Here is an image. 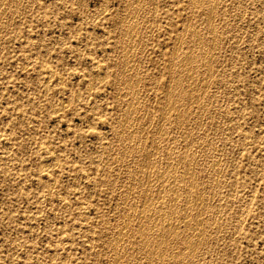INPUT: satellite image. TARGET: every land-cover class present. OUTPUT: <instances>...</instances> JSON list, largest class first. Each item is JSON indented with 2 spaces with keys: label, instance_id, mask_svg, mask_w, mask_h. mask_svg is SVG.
Here are the masks:
<instances>
[{
  "label": "rangeland",
  "instance_id": "rangeland-1",
  "mask_svg": "<svg viewBox=\"0 0 264 264\" xmlns=\"http://www.w3.org/2000/svg\"><path fill=\"white\" fill-rule=\"evenodd\" d=\"M20 1H0L2 2L0 3V28L2 27L0 30V264H48L49 262V264H111L112 262L113 264H144L145 262V264H149V262H152L151 264H153V261L156 264H170L171 262H173L171 264H212V262L213 264H264V0H222V2L220 0H105V2L104 0H32L34 1L33 3L31 0ZM132 2H134V4ZM126 3H129V5ZM214 3L215 6L217 5L216 7L213 6ZM232 3L236 8L233 7ZM7 4L9 6L6 8ZM192 7L193 9H191ZM237 8L239 9L237 10ZM102 9L106 11L102 12ZM146 9L148 10L147 12ZM211 9L212 13H210ZM202 10H205V12ZM234 10L235 12H233ZM255 10L256 12H254ZM195 11L196 13H194ZM213 11L216 12L213 13ZM3 12L5 13L2 14ZM133 12H136V14ZM217 12L219 14H217ZM241 12H243V14ZM132 13L134 15H132ZM142 13L145 14L141 15ZM190 13L192 14L191 17H189L191 15ZM208 14L213 15L208 16ZM6 15L7 17H4ZM185 16L187 17V20ZM204 16H206V18L208 17V19L211 17L214 20L212 21L210 18L209 22ZM125 18L127 19L124 20ZM194 20L197 22H194ZM214 21L216 23H214ZM212 22L214 23V26ZM184 23L187 24L186 27H184ZM194 23H197L195 25L196 28ZM228 24L232 27L228 26ZM234 27L236 29H234ZM193 28L195 29L193 30ZM125 30L127 31L126 33H124ZM129 30H133V33ZM135 30L138 32L136 33ZM150 31L152 33H148ZM196 31L199 32L197 33ZM146 33L147 35H145ZM176 33H180L179 37H181V39L177 37L178 34ZM195 33L199 34L201 37L203 34L204 36L201 39V37H199V35L197 36ZM214 33H216L217 37ZM217 33L221 34L218 35ZM183 34L185 36L182 38L180 35ZM187 34L189 36H187ZM190 34H192L191 36H194L190 37ZM129 35H131V38ZM125 36H127V39ZM206 36L208 40L206 39ZM186 37L189 42L186 41ZM128 39H130V41ZM190 40L197 46L194 44L192 46L193 42L191 43ZM125 41H127L129 46L127 44L124 45V43H126ZM135 41L139 42V45L138 43L136 44L137 47H135ZM200 41L202 42L201 44ZM213 41H215V45L213 44ZM173 42L175 44H173ZM133 44L134 46L132 47ZM175 45L176 47H178L177 45L180 46L177 48L180 49L177 51L179 54L174 53L176 52L174 51L176 50ZM183 46L185 49L181 50L184 48ZM214 46H216V48ZM186 50H189L194 54L198 61L197 62L194 59V62H191L189 65L193 68L196 66V70L194 69V72L191 70L189 74L191 76L192 73L191 77L185 73L183 64L180 63L182 57L187 53ZM220 50L222 52H219ZM207 54H209V56ZM132 55L135 56L133 57ZM173 56L176 58H172V60L176 63L170 61ZM135 57H138L136 58L137 60ZM202 58H204V60ZM139 61H141L142 64ZM178 62L179 64H177ZM123 63L124 65L126 64L125 66L123 65L124 68L122 66ZM170 63L176 65L174 66V64ZM204 63L206 65L209 63L211 67L207 68ZM24 65H27V67ZM131 65L133 66L131 67ZM168 66L172 69V73H170L171 70H169ZM171 66L174 67L172 68ZM94 67L96 68L94 69ZM130 67L132 68L131 70ZM98 68L103 72L100 73ZM142 68L144 70H142ZM37 70H39V72H37ZM126 70L127 72H130L126 73ZM133 70L134 72H132ZM135 70L137 71L135 72ZM199 70H201V72ZM35 73L40 74L36 75ZM104 73L106 77H103ZM179 73L181 75L180 77ZM184 74L186 75L184 76ZM97 75L99 76L97 77ZM126 75L132 77L129 78ZM168 75L172 76L169 77ZM177 75L178 79L176 77ZM60 76L63 77L62 80H60ZM217 76L219 78L221 77V80H219ZM125 77H127L128 80ZM136 77L139 78V82L136 80ZM172 77H174L176 83L178 81L177 88L175 87L176 83L170 81L173 80ZM41 78L43 79V82ZM187 78L189 81L186 82V80H188ZM201 78L204 79L202 80ZM123 79L126 81V85L124 84ZM191 79L194 81L192 82ZM128 82L132 83L129 84ZM166 82L167 84H171L167 85L169 92L166 89ZM203 82L204 84L206 83L205 85L207 88ZM53 83L55 85H52ZM135 83L137 86L134 85ZM50 84L51 86H49ZM185 84H187L186 87L188 86L189 88H186ZM127 87L129 89H127ZM193 87H197V89L194 88L193 90ZM138 88H140L139 91ZM190 88L192 89L189 90ZM256 88L259 94L257 93ZM44 89H47V93ZM165 89L167 91H165ZM128 90L130 92H127ZM170 92L177 94L175 96V94ZM178 92H180L181 95H179ZM189 92L191 93L190 95ZM197 92L201 93V95L199 94V98H197ZM170 95L173 97L170 98ZM177 96L178 98L183 96L182 98L180 97L183 101L174 98ZM185 96L186 98L184 99ZM190 96L192 98H190ZM116 99L118 101H116ZM192 100H196V102H193ZM166 101L169 103L167 104ZM187 101L192 104H189ZM65 102H67V104ZM61 103L64 104L62 105ZM133 103L134 105L136 104L135 107L132 105ZM65 105L67 108L64 107ZM126 105L127 107H125ZM139 105L140 107H138ZM188 105H190V107ZM57 106L59 107L58 109H63V107L64 109L57 110ZM137 107L139 110L136 109ZM187 107L188 110H186ZM180 109H182V113L178 111ZM56 110L57 112L54 113ZM201 113L204 114L203 117H201ZM125 114L130 116L127 115L128 117H125ZM198 114H201V116ZM184 115L188 116L184 119ZM91 116L93 117L92 119ZM123 117L127 120L126 122ZM140 117L141 119L139 120ZM132 118L134 119V123L131 122ZM179 119L181 121H179ZM149 121L150 123L152 122L151 125L149 124ZM159 121L160 123L162 121V123L160 124ZM218 121L219 124L217 123ZM198 122L200 123L198 124ZM170 123L172 128L170 127ZM135 124L137 127H135ZM157 124L163 126V128ZM184 125L188 126L184 129ZM192 125L194 126L193 128ZM168 126L169 129L167 128ZM203 126H206L205 129ZM189 127L191 128L189 129ZM138 130L141 131L140 135ZM188 130L191 131L188 132ZM183 131L184 133H182ZM151 132H153V136L151 135ZM4 134L7 136L5 137ZM151 136L152 138L155 137L156 140L151 139ZM179 136L181 137L180 139ZM196 136H198V139ZM129 137L130 141L128 139ZM164 137H166V139ZM174 138L178 140H175ZM171 139H173V141ZM116 140L119 142H115ZM189 141H191L190 144L195 143L190 145L188 143ZM158 142H160V144L164 143L159 145ZM242 142H244V144ZM112 143H116V145ZM131 143L133 145L135 144V147ZM140 147L141 149H139ZM222 148L223 150H221ZM132 149L134 150L132 151ZM153 149H155L157 153ZM165 149L167 152L164 151ZM204 149L208 152H205ZM49 151H51L52 154L51 152L49 153ZM161 151L162 153L164 151V154L160 153ZM122 152L125 153L122 154ZM168 152H170V155ZM180 152H183L182 155ZM191 152H194L195 154L193 153L192 155ZM152 153L156 154L153 155ZM150 154H152V156H150ZM184 154V161H180V158H182ZM187 154L189 155L187 156ZM171 155L172 157H170ZM53 156L54 158L56 157L58 161L56 158L54 159ZM117 156H119V158H117ZM178 156H180V158ZM166 157H168V160ZM52 158L53 160H51ZM44 159L49 161L45 162L47 165L43 162ZM157 159L160 166L155 165L158 164ZM164 161L165 163H163ZM53 162L57 165H52L54 164ZM197 163H199V167H197ZM221 163L223 164L221 165ZM253 163L255 164L254 166ZM43 165L48 168L43 167ZM49 165L52 166L50 167ZM163 165H165V170L167 169L166 171L164 168H162L164 171H161V166ZM131 168L132 170H130ZM171 169H173L172 171H174V174L175 172L176 174L187 172V174H185L186 179L183 180L184 183H182V186L177 187V184H174V186L177 187H175V189L178 190L175 191L178 193L172 191L174 190V186L173 183H170L171 181H168L169 183L167 182L165 186L168 193H170L168 196H171L172 193L179 195H176L178 196V198L176 197L177 199L175 198V195H172L175 198L173 209L175 208L174 210L176 212H174L175 214H172L170 219L174 223V226L175 224L177 225L175 226L174 234L188 235L190 233L189 235H194L195 237V234L198 235L199 232L203 233L202 235L199 233L200 235H198L197 242H200L199 244L196 243L199 247L194 246V249H197H192L193 253L191 249H188L187 247L185 248V246L178 244L176 241L175 243V237L172 235L171 237H168V240L165 236L164 239L166 240L159 245L160 247L158 246L159 252L154 249L155 254L152 255L148 251L149 249H144L143 246H140V239L136 236L139 234L135 231L138 229L137 225L139 224V221H136V217L138 214L140 215L143 213V208L146 207L147 209L149 207H154L153 205L155 204V201H157L154 198L155 196L163 195L161 194L163 187L158 185L156 176L158 178V176L164 172L167 174ZM208 169L210 170V173L208 172ZM148 170H151V174L155 173L151 175ZM159 170L161 173H159ZM189 171H192L193 173H190ZM144 172L146 174L145 176L143 175ZM157 172L159 175H157ZM194 173H196L195 175L197 176H194ZM147 175H149V177ZM198 176L199 178H197ZM204 177H206V179ZM143 180L145 181V185L143 184ZM208 180H210V182H208ZM151 181H153L154 184ZM50 182L54 186H52ZM192 182L196 183L195 187L197 186V194L201 202L196 206L191 200H189L187 203L189 204L188 208H191L192 210L188 209L189 211L186 213L180 212L185 208L183 207V202L185 201L186 204L188 198L192 199L190 193L192 190L190 189V186H194L190 184ZM129 187H131V192ZM204 187L208 189L203 191V189H205ZM48 188L51 189L49 190ZM182 188L185 191L184 193ZM156 190L159 193H157ZM166 190L164 194H167ZM215 191L216 193H213ZM185 193L187 196H190L186 198L187 196L184 195ZM135 194L137 197L134 196ZM221 194L222 196L220 197ZM145 195L148 196L145 198ZM58 196H60V198ZM125 196H127V198ZM117 200H119V202H117ZM199 200H197V202ZM65 202H68L70 205ZM135 202L137 203L135 204ZM202 203L206 205L204 206ZM144 204H146V206ZM128 205L129 209L128 207H125ZM210 207L213 209V211L211 210L212 212L210 211ZM140 208L141 211H139ZM68 210H71V212ZM85 210L87 214H85ZM201 210H203V212H201ZM165 211L166 210L163 208L157 211H146V213L151 214L150 218H148L149 220L146 222H151L149 224L153 225L162 221L167 216ZM129 212H132V214L129 215ZM195 214H197L198 225H195ZM125 215L126 218L124 219ZM173 215L176 216V219H174L175 217L173 218ZM179 216L181 218L183 217V220ZM236 217L239 218L236 220ZM211 218L215 221L213 222ZM85 220L87 221L85 222ZM124 220L129 223L125 225L127 222ZM201 220L204 221L202 222ZM185 222L188 223L189 230L184 228L185 226L183 223ZM207 223H209V225ZM218 225L220 228H218ZM122 226L123 228H121ZM125 226L126 228L124 229ZM120 229H124L123 231L126 230V233L124 232L125 234L123 236H118V231H120ZM198 229L200 230L197 233ZM145 236H150L149 239L153 238L152 241L155 240L154 243L159 241L156 232L155 235L150 233ZM65 237L67 238L65 239ZM68 239L70 240L67 241ZM207 248L212 252H209ZM53 251L56 254L53 253ZM161 251L164 252L162 253ZM201 251L205 254H202ZM127 253L129 254L127 255ZM159 254L163 255L161 259H158L162 256ZM174 254H176V257H174ZM156 255L158 258H156ZM62 258L65 260H62ZM113 258H117V261ZM172 258L175 259L173 260ZM200 258L201 260H199ZM204 259L206 262L202 261ZM178 260L180 262H178Z\"/></svg>",
  "mask_w": 264,
  "mask_h": 264
},
{
  "label": "bare ground",
  "instance_id": "bare-ground-1",
  "mask_svg": "<svg viewBox=\"0 0 264 264\" xmlns=\"http://www.w3.org/2000/svg\"><path fill=\"white\" fill-rule=\"evenodd\" d=\"M0 1H1V0H0ZM11 1H12V0H11ZM14 1H16V0H14ZM19 1H20V0H18V2H19ZM31 1H32V0H31ZM131 1H132V0H131ZM137 1H138V0H137ZM194 1H195V0H194ZM198 1H199V0H198ZM210 1H211V0H210ZM220 1L222 2V0H220ZM246 1H247V0H246ZM2 2H3V1H2ZM2 2H0V3H2ZM20 2H21V1H20ZM33 2H34V1H32V3H33ZM104 2H105V0H104ZM111 2H112V1H111ZM111 2H110V3H111ZM142 2H143V1H142ZM154 2H155V1H154ZM196 2H197V1H196ZM201 2H202V1H201ZM207 2H208V1H207ZM234 2H236V1H234ZM238 2H239V1H238ZM14 3H15V2H14ZM75 3H76V2H75ZM106 3H107V2H106ZM110 3H109V4H110ZM132 3L134 4V2H132ZM136 3H137V2H136ZM139 3H140V2H139ZM197 3H198V2H197ZM246 3H247V2H246ZM17 4H19V3H17ZM30 4H31V3H30ZM102 4H103V3H102ZM109 4H108V5H109ZM126 4L129 5V3H126ZM140 4H141V3H140ZM209 4H210V2H209ZM211 4H212V3H211ZM232 4H233V3H232ZM238 4H239V3H238ZM252 4H253V3H252ZM11 5H12V4H11ZM127 5H126V6H127ZM146 5H147V4H146ZM192 5H194V4H192ZM200 5H201V4H200ZM200 5H199V6H200ZM239 5H240V4H239ZM8 6H9V5L7 4L6 8H7ZM13 6H14V5H13ZM18 6H19V5H18ZM147 6H148V5H147ZM147 6H146V8H147ZM206 6H207V5H206ZM213 6H215V3H214ZM216 6H217V5H216ZM216 6H215V7H216ZM242 6H243V5H242ZM242 6H241V7H242ZM253 6H254V5H253ZM15 7H17V6H15ZM137 7H138V6H137ZM142 7H143V6H142ZM142 7H141V8H142ZM148 7H149V6H148ZM190 7H191V6H190ZM196 7H197V6H196ZM207 7H208V6H207ZM233 7L236 8V7L234 6V4H233ZM6 8H5V9H6ZM104 8H105V7H104ZM131 8H132V7H131ZM139 8H140V7H139ZM155 8H156V7H155ZM188 8H189V7H188ZM205 8H206V7H205ZM223 8H224V7H223ZM227 8H228V7H227ZM231 8H232V7H231ZM2 9H3V8H2ZM2 9H1V10H2ZM11 9H12V8H11ZM127 9H128V8H127ZM127 9H126V10H127ZM134 9H135V7H134ZM137 9H138V8H137ZM191 9H193V7H192ZM219 9H220V8H219ZM219 9H218V10H219ZM238 9H239V8H237V10H238ZM19 10H20V9H19ZM102 10H103V9H102ZM135 10H136V9H135ZM154 10H155V9H154ZM206 10H207V8H206ZM231 10H232V9H231ZM237 10H236V11H237ZM4 11H5V10H4ZM105 11H106V10H105ZM105 11L103 10L102 12H105ZM124 11H125V10H124ZM124 11H123V12H124ZM133 11H134V10H133ZM140 11H141V9H140ZM147 11H148V10L146 9V12H147ZM202 11L205 12V10H202ZM228 11H229V10H228ZM228 11H227V12H228ZM1 12H2V11H1ZM5 12H6V11H5ZM5 12H3L2 14H4ZM97 12H99V11H97ZM142 12H143V10H142ZM215 12H216V11H215ZM215 12L213 11V13H215ZM218 12H219V11H218ZM218 12H217V14H219ZM231 12H232V11H231ZM233 12H235V10H234ZM238 12H239V11H238ZM254 12H256V10H255ZM9 13H10V12H9ZM133 13L136 14V12H133ZM133 13H132V15H134ZM154 13H155V12H154ZM194 13H196V11H195ZM208 13H209V11H208ZM210 13H212V9H211V12H210ZM241 13L243 14V12H241ZM260 13H261V12H260ZM2 14H1V15H2ZM11 14H13V13H11ZM18 14H19V13H18ZM100 14H102V13H100ZM100 14H99V15H100ZM125 14H126V13H125ZM144 14H145V13H144ZM144 14L142 13L141 15H144ZM185 14H186V13H185ZM190 14H191V13H190ZM97 15H98V14H97ZM122 15H123V14H122ZM122 15H121V17H122ZM132 15H131V16H132ZM206 15H207V11H206ZM212 15H213V14H212ZM212 15L208 14V16H212ZM214 15H215V14H214ZM223 15H224V14H223ZM226 15L228 16L227 13H226ZM235 15H236V14H235ZM235 15H234V16H235ZM253 15H254V14H253ZM13 16H14V15H13ZM128 16H129V15H128ZM186 16H187V15H186ZM186 16H185V17H186ZM191 16H192V14H191L189 17H191ZM242 16H243V15H242ZM4 17H7V15L4 16ZM255 17H256V16H255ZM255 17H254V19H255ZM127 18H129V17H127ZM127 18H125L124 20H126ZM141 18H142V16H141ZM202 18H203V16H202ZM204 18H206V16H204ZM210 18H211V17H209V19H208V17H207L206 19H208L209 22H210ZM213 18H215V17H213ZM230 18H231V17H230ZM130 19H131V18H130ZM135 19H138V18H135ZM197 19H198V18H197ZM211 19H212V18H211ZM218 19H219V18H218ZM239 19H240V17H239ZM5 20H6V18H5ZM60 20H61V19H60ZM122 20H123V19H122ZM128 20H129V19H128ZM148 20H149V19H148ZM186 20H187V17H186ZM192 20H193V19H192ZM203 20H204V19H203ZM213 20H214V19H212V21H213ZM216 20H217V19H216ZM130 21H131V20H130ZM137 21H138V20H137ZM139 21H141V20H139ZM195 21H196V20H194V22H195ZM231 21H232V20H231ZM231 21H229V22H231ZM135 22H136V21H135ZM188 22H189V19H188ZM196 22H197V21H196ZM200 22H202V21H200ZM229 22H228V23H229ZM242 22H243V21H242ZM101 23H102V22H101ZM133 23H134V22H133ZM146 23H147V20H146ZM149 23H150V22H149ZM151 23H152V22H151ZM212 23H213V22H212ZM212 23H211V25H212ZM214 23H216V22L214 21ZM214 23H213V26H214ZM6 24H7V22H6ZM184 24H185V23H184ZM184 24H183V25H184ZM189 24H190V22H189ZM196 24H197V23H196ZM196 24L194 23V26H195ZM235 24H236V23H235ZM2 25H3V24H2ZM11 25H12V23H11ZM119 25H120V24H119ZM133 25H134V24H133ZM152 25H154V24H152ZM181 25H182V23H181ZM186 25H187V24H185L184 27H186ZM203 25H204V24H203ZM207 25H208V24H207ZM123 26H126V25H123ZM138 26H140V25H138ZM138 26H137V28H138ZM204 26H205V25H204ZM204 26H203V27H204ZM218 26H220V25H218ZM228 26H230V25L228 24ZM10 27H11V26H10ZM135 27H136V26H135ZM187 27H188V26H187ZM226 27H227V26H226ZM230 27H232V26H230ZM1 28H2V27H1ZM1 28H0V30H1ZM139 28H140V27H139ZM151 28H152V26H151ZM191 28H192V27H191ZM195 28H196V26H195ZM195 28H193V30H194ZM199 28H200V26H199ZM199 28H197V29H199ZM211 28H212V27H211ZM211 28H210V29H211ZM241 28H242V27H241ZM29 29H30V28H29ZM124 29H125V28H124ZM127 29H128V28H127ZM133 29H134V28H133ZM149 29H150V27H149ZM185 29H187V28H185ZM197 29H196V30H197ZM213 29H214V28H213ZM217 29H218V28H217ZM234 29H236V28L234 27ZM121 30H122V29H121ZM151 30H152V29H151ZM189 30H190V29H189ZM219 30H220V29H219ZM240 30H242V29H240ZM10 31H11V30H10ZM129 31L133 33V30H132V31L129 30ZM181 31H182V30H181ZM212 31H213V30H212ZM11 32H12V31H11ZM118 32H119V31H118ZM121 32H122V31H121ZM126 32H127V31L125 30L124 33H126ZM135 32H136V30H135ZM137 32H138V31H137ZM137 32H136V33H137ZM189 32H191V31H189ZM192 32H193V31H192ZM196 32L198 33L199 31H196ZM201 32H202V31H201ZM204 32H205V31H204ZM204 32H203V33H204ZM232 32H233V31H232ZM76 33H77V32H76ZM124 33H123V34H124ZM148 33H152V32L150 31V32H148ZM182 33H184V32H182ZM182 33H181V34H182ZM205 33H206V32H205ZM235 33H236V30H235ZM238 33H239V32H238ZM240 33H241V32H240ZM255 33H256V32H255ZM69 34H70V33H69ZM103 34H104V33H103ZM130 34H131V33H130ZM134 34H135V33H134ZM134 34H133V35H134ZM176 34H178L177 37H179V34H180V33H176ZM188 34H189V33H188ZM188 34H187V36H189ZM195 34H196V33H195ZM201 34H202V33H201ZM209 34H210V32H209ZM214 34H215V36H216V33H214ZM217 34H218V33H217ZM219 34H221V33H219ZM219 34H218V35H219ZM231 34H233V33H231ZM67 35H68V34H67ZM121 35H122V34H121ZM145 35H147V33H146ZM174 35H175V34H174ZM191 35H192V34H190V37H193V36H194V35H193V36H191ZM196 35L198 36L199 34H196ZM205 35H206V34H205ZM228 35H230V34H228ZM233 35H234V34H233ZM129 36H130V38H131V35H129ZM129 36H128V37H129ZM180 36H182V38H183V36H185V35L183 34V35H180ZM203 36H204V34H203ZM203 36H202V37H203ZM207 36H208V35H207ZM207 36H206V39H207ZM230 36H231V35H230ZM237 36H238V35H237ZM242 36H243V35H242ZM123 37H124V36H123ZM123 37H122V38H123ZM125 37H126V39H127V36H125ZM135 37H136V36H135ZM143 37H144V36H143ZM143 37H142V39H143ZM190 37H189V39H190ZM199 37H201V36L199 35ZM199 37H198V38H199ZM202 37H201V39H202ZM210 37H211V36H210ZM216 37H217V36H216ZM224 37H225V36H224ZM232 37H233V36H232ZM132 38H133V37H132ZM144 38H145V37H144ZM212 38H214V37H212ZM236 38H237V37H236ZM133 39H134V38H133ZM179 39H181V37H179ZM187 39H188V38L186 37V41H187ZM219 39H220V37H219ZM227 39H228V38H227ZM233 39H234V38H233ZM254 39H255V38H254ZM128 40L130 41V39H128ZM139 40H140V39H139ZM172 40H173V39H172ZM175 40H176V39H175ZM177 40H178V39H177ZM192 40H193V38H192ZM198 40H199V39H198ZM207 40H208V39H207ZM209 40H210V39H209ZM213 40H214V39H213ZM141 41H142V40H141ZM146 41H147V40H146ZM205 41H206V40H205ZM248 41H249V40H248ZM122 42H123V41H122ZM125 42H126V43H124V45L127 44V41H125ZM135 42H136V41H135ZM135 42H134V43H135ZM179 42H180V40H179ZM187 42H189V41H187ZM190 42H191V40H190ZM192 42H193V41H192ZM192 42H191V43H192ZM196 42H197V40H196ZM214 42H215V41H213V44L215 45L216 43H214ZM216 42H217V41H216ZM227 42H228V41H227ZM236 42H238V41H236ZM46 43H47V42H46ZM130 43H131V42H130ZM137 43H138V45H139V42L137 41V42L135 43V47H137V46H136ZM145 43H146V42H145ZM201 43H202V42L200 41V44H201ZM207 43H208V42H207ZM209 43H210V42H209ZM211 43H212V42H211ZM218 43H219V42H218ZM143 44H144V43H143ZM173 44H175V43L173 42ZM177 44H178V43H177ZM185 44H186V43H185ZM193 44H194V42L192 43V46H193ZM197 44H198V43H197ZM200 44H199V45H200ZM204 44H205V43H204ZM124 45H123V46H124ZM127 45L129 46V44H127ZM171 45H172V44H171ZM180 45H181V43H180ZM182 45H183V41H182ZM190 45H191V44H190ZM194 45H195V44H194ZM205 45H206V44H205ZM79 46H80V45H79ZM133 46H134V44L132 45V47H133ZM145 46H146V45H145ZM150 46H151V45H150ZM172 46H174V45H172ZM177 46H178V47H176V45H175L176 50H174V51H176V52L173 51L174 53H178L177 51L180 50V49H177V48H179L180 46H179V45H177ZM195 46H197V45H195ZM203 46H204V45H203ZM209 46H210V45H209ZM143 47H144V45H143ZM146 47H147V46H146ZM183 47H184V46H183ZM186 47H187V45H186ZM198 47H199V46H198ZM205 47H206V46H205ZM214 47L216 48V46H214ZM188 48H189V47H188ZM188 48H187V49H188ZM196 48H197V47H196ZM224 48H225V47H224ZM129 49H130V48H129ZM132 49H133V48H132ZM134 49H135V48H134ZM139 49H140V48H139ZM183 49H185V47L182 48L181 50H183ZM206 49H207V48H206ZM210 49H211V48H210ZM123 50H124V48H123ZM195 50H196V49H195ZM211 50H212V49H211ZM211 50H210V51H211ZM213 50H215V49H213ZM118 51H119V50H118ZM121 51H122V50H121ZM126 51H127V50H126ZM133 51H134V50H133ZM186 51H187V53L182 57V60H180L181 57L179 58V60L181 61L180 63L183 64V68H184L185 73L189 75L190 72H191V70H192L193 72L196 70V69H195L196 66L193 68V67H191V66H189V65H190L191 62H194V59L196 60L197 57H196L194 54H192L189 50H186ZM191 51H192V50H191ZM193 51H194V50H193ZM200 51H201V50H200ZM203 51H204V48H203ZM208 51H209V48H208ZM129 52H130V51H129ZM184 52H185V51H184ZM188 52H189V53H188ZM206 52H207V51H206ZM206 52H204V53H206ZM219 52H222V51L220 50ZM230 52H231V51H230ZM121 53H123V52H121ZM133 53H134V52H133ZM181 53H182V52H181ZM202 53H203V52H202ZM202 53H201V54H202ZM210 53H211V52H210ZM210 53H209V54H210ZM231 53H233V52H231ZM178 54H179V53H178ZM201 54H200V55H201ZM209 54H207V55L209 56ZM211 54H213V53H211ZM211 54H210V55H211ZM216 54H217V53H216ZM124 55H125V54H124ZM173 55H174V54H173ZM196 55H197V53H196ZM223 55H224V51H223ZM229 55H230V54H229ZM263 55H264V54H263ZM117 56H118V55H117ZM125 56H126V55H125ZM132 56H133V55H132ZM132 56H131V57H132ZM134 56H135V55H134ZM134 56H133V57H134ZM136 56H137V55H136ZM181 56H182V54H181ZM202 56H205V55H202ZM202 56H201V57H202ZM211 56H212V55H211ZM133 57H132V58H133ZM128 58H129V57H128ZM136 58H138V57H135V59H136ZM172 58H174V56L171 57V60H170L171 62L173 61ZM175 58H176V57H175ZM175 58H174V59H175ZM211 58H212V57H211ZM220 58H221V57H220ZM124 59H126V58H124ZM130 59H131V58H130ZM202 59L204 60V58H202ZM207 59H208V58H207ZM215 59H216V58H215ZM217 59H218V57H217ZM27 60H28V59H27ZM136 60H137V59H136ZM179 60H178V61H179ZM126 61H127V60H126ZM141 61H142V60H141ZM141 61H139V62H141ZM196 61H197V60H196ZM200 61H201V60H200ZM200 61H199V62H200ZM213 61H214V60H213ZM219 61H220V60H219ZM134 62H135V61H134ZM173 62H175V61H173ZM197 62H198V61H197ZM215 62H216V61H215ZM28 63H29V62H28ZM42 63H43V62H42ZM91 63H92V62H91ZM95 63H96V61H95ZM125 63H126V62H125ZM129 63H130V62H129ZM175 63H176V62H175ZM200 63H201V62H200ZM212 63H213V62H212ZM218 63H219V62H218ZM30 64H31V63H30ZM30 64H27V65H30ZM141 64H142V62H141ZM168 64H169V62H168ZM170 64H174V63H170ZM177 64H179V62H178ZM196 64H197V63H196ZM204 64H205V63H204ZM27 65H26V66L24 65V66L27 67ZM45 65H46V63H45ZM47 65H48V64H47ZM123 65H124V63L122 64V66H123ZM125 65H126V64H125ZM125 65H124V66H125ZM149 65H151V64H149ZM175 65H176V64H174V66H175ZM201 65H203V64H201ZM205 65H206V64H205ZM205 65H204V66H205ZM208 65H210V64L208 63V64L206 65L207 68L211 67V65H210V66H208ZM24 66H23V67H24ZM43 66H44V65H43ZM96 66H97V65H96ZM124 66H123V68H124ZM132 66H133V65H131V67H132ZM138 66H139V64H138ZM138 66H137V67H138ZM174 66H173V67H174ZM181 66H182V65H181ZM193 66H194V65H193ZM217 66H218V65H217ZM220 66H221V65H220ZM131 67H130V70L132 69ZM137 67H136V69H137ZM169 67H170V66H168V68H169ZM171 67H172V66H171ZM173 67H172V68H173ZM179 67H180V66H179ZM41 68H42V67H41ZM48 68H49V67H48ZM95 68H96V67H94V69H95ZM138 68H139V67H138ZM143 68H144V67H143ZM143 68H142V70H144ZM180 68H181V67H180ZM192 68H193V69H192ZM203 68H204V67H203ZM233 68H234V67H233ZM44 69H46V68H44ZM51 69H52V68H51ZM98 69H99V68H98ZM139 69H140V68H139ZM176 69H178V68H176ZM176 69H175V70H176ZM194 69H195V70H194ZM199 69H200V68H199ZM210 69H211V68H210ZM213 69H214V68H213ZM39 70H40V69H39ZM39 70H37V72H39ZM54 70H55V69H54ZM99 70H100V73L103 72L101 69H99ZM127 70H128V69H127ZM127 70H126V73L130 72V71L127 72ZM169 70H171L170 73L173 72L171 68H169ZM182 70H183V69H182ZM182 70H181V74H182ZM41 71H42V70H41ZM56 71H58V70H56ZM121 71H122V69H121ZM123 71H124V70H123ZM136 71H137V70H135V72H136ZM199 71L201 72V70H199ZM208 71H209V70H208ZM214 71H215V70H214ZM132 72H134V70H133ZM132 72H131V73H132ZM139 72H140V71H139ZM139 72H138V73H139ZM167 72H168V71H167ZM200 72H198V73H200ZM202 72H203V71H202ZM205 72H206V71H205ZM43 73H44V72H43ZM53 73H54V72H53ZM97 73H98V72H97ZM105 73H106V72H105ZM105 73H104L103 77L105 76ZM122 73H123V72H122ZM131 73H130V75H131ZM141 73H142V72H141ZM145 73H146V71H145ZM170 73H169V74H170ZM209 73H210V71H209ZM35 74H36V73H35ZM37 74H38V73H37ZM37 74H36V75H37ZM39 74H40V73H39ZM39 74H38V75H39ZM102 74H103V73H102ZM134 74H135V73H134ZM139 74H140V73H139ZM142 74H144V73H142ZM151 74H152V73H151ZM167 74H168V73H167ZM186 74H184V76H185ZM201 74H202V73H201ZM203 74H204V73H203ZM212 74H213V73H212ZM215 74H216V72H215ZM48 75H49V73H48ZM50 75H52V74H50ZM53 75H54V74H53ZM132 75H133V74H132ZM172 75H173V74H172ZM172 75H170V76H172ZM188 75H187V76H188ZM210 75H211V74H210ZM213 75H214V74H213ZM57 76H59V75H57ZM61 76H62V75H61ZM61 76H60V80L63 79V77H61ZM98 76H99V75H97V77H98ZM101 76H102V75H101ZM126 76H128L129 78L132 77V76H129V75H126ZM140 76H141V75H140ZM168 76H169V75H168ZM170 76H169V77H170ZM180 76H181V75H180V73H179V77H180ZM189 76H190V75H189ZM191 76H192V73H191ZM191 76H190V77H191ZM220 76H221V75H220ZM36 77H37V76H36ZM97 77H96V78H97ZM105 77H106V76H105ZM118 77H119V76H118ZM137 77H139V76H137ZM137 77H136V78H137ZM141 77H142V76H141ZM176 77H177V79H178V75H177ZM199 77H200V75H199ZM199 77H198V78H199ZM217 77H218V76H217ZM42 78H43V77H42ZM42 78H41V79H42ZM125 78L127 79V77H125ZM204 78H205V77H204ZM204 78H203V79H204ZM206 78H207V77H206ZM209 78H210V77H209ZM209 78H208V79H209ZM218 78H219V77H218ZM220 78H221V77H220ZM220 78H219V80H221ZM41 79H40V80H41ZM44 79H46V78H44ZM47 79H48V77H47ZM49 79H50V78H49ZM97 79H99V78H97ZM102 79H103V78H102ZM149 79H151V78H149ZM172 79H173V80H170V79H167V80L174 81V77H172ZM183 79H184V78H183ZM187 79H188V78H187ZM192 79H195V78H192ZM192 79H191V80H192ZM201 79H202V78H201ZM203 79H202V80H203ZM99 80H100V79H99ZM103 80H104V79H103ZM123 80H124V79H123ZM127 80H128V79H127ZM134 80H135V79H134ZM134 80H133V81H134ZM136 80H138V82H139V78H137ZM140 80H141V79H140ZM175 80H176V79H175ZM185 80H186V79H185ZM205 80H206V79H205ZM45 81H46V80H45ZM47 81H49V80H47ZM65 81H66V80H65ZM65 81H64V82H65ZM176 81H177V80H176ZM181 81H182V80H181ZM187 81H189V79L186 80V82H187ZM193 81H194V80H192V82H193ZM200 81H201V80H200ZM228 81H229V80H228ZM42 82H43V79H42ZM57 82H58V81H57ZM61 82H62V81H61ZM89 82H90V81H89ZM100 82H101V81H100ZM125 82H126V81L124 80V84H125ZM134 82H136V81H134ZM138 82H137V83H138ZM174 82H175V81H174ZM204 82H208V81H204ZM204 82H203V84H204ZM212 82H213V81H212ZM218 82H219V81H218ZM226 82H227V81H226ZM44 83H45V82H44ZM50 83H52V82H50ZM128 83H129V82H128ZM131 83H132V82H131ZM131 83H129V84H131ZM150 83H151V82H150ZM170 83H171V82H170ZM175 83H176V82H175ZM179 83H180V82H179ZM188 83H191V82H188ZM197 83H198V82H197ZM230 83H231V82H230ZM232 83H233V82H232ZM45 84H47V83H45ZM48 84H49V83H48ZM57 84H58V83H57ZM88 84H90V83H88ZM151 84H152V83H151ZM165 84H166V86H167L169 83L167 84V82H166ZM177 84H178V81H177V83L175 84L176 86H175V85H173V86H175V87L177 88V87H178ZM203 84H202V85H203ZM205 84H206V83H205ZM205 84H204V85H205ZM218 84H219V83H218ZM39 85H40V84H39ZM52 85H55V84L53 83ZM86 85H87V84H86ZM125 85H126V84H125ZM125 85H124V86H125ZM134 85L137 86L136 83H135ZM149 85H150V84H149ZM169 85H171V84H169ZM186 85H187V84H185V87H186ZM189 85H190V84H189ZM197 85H198V84H197ZM202 85H201V86H202ZM204 85H203V86H204ZM43 86H44V85H43ZM49 86H51V84H50ZM118 86H120V85H118ZM122 86H123V85H122ZM122 86H121V87H122ZM140 86H141V85H140ZM203 86H202V87H203ZM209 86H210V85H209ZM215 86H216V85H215ZM45 87H46V85H45ZM83 87H85V86H83ZM187 87H188V86H187ZM187 87H186V88H187ZM197 87H198V86H197ZM197 87H193V90H194V88L197 89ZM202 87H201V88H202ZM205 87H206V85H205ZM217 87H218V86H217ZM46 88H47V87H46ZM79 88H80V87H79ZM86 88H87V87H86ZM141 88H142V87H141ZM188 88H189V87H188ZM206 88H207V87H206ZM215 88H216V87H215ZM83 89H84V88H83ZM88 89H89V88H88ZM117 89H118V87H117ZM121 89H123V88H121ZM127 89H129V88L127 87ZM136 89H137V88H136ZM139 89H140V88H138V91H139ZM166 89L168 90V86H167ZM166 89H165V91H167ZM191 89H192V88H190L189 90H191ZM204 89H205V88H204ZM44 90H45V89H44ZM46 90H47V89H46ZM46 90H45V91H46ZM125 90H126V89H125ZM172 90H173V88H172ZM178 90H179V89H178ZM182 90H185V89H182ZM202 90H203V89H202ZM202 90H201V91H202ZM211 90H212V89H211ZM211 90H210V91H211ZM256 90H257V88H256ZM52 91H53V90H52ZM195 91H198V90H195ZM203 91H204V90H203ZM210 91H209V92H210ZM87 92H88V91H87ZM127 92H130V91L128 90ZM133 92H134V91H133ZM168 92H169V90H168ZM182 92H183V91H182ZM187 92H188V91H187ZM192 92H194V91H192ZM206 92H207V91H206ZM211 92H212V91H211ZM215 92H216V91H215ZM217 92H218V91H217ZM233 92H234V91H233ZM233 92H232V93H233ZM46 93H47V91H46ZM79 93H80V91H79ZM122 93H123V92H122ZM122 93H121V94H122ZM170 93H172V92H170ZM178 93H179V95H181L180 92H178ZM232 93H231V94H232ZM257 93H258V90H257ZM64 94H65V92H64ZM64 94H63V95H64ZM136 94H137V92H136ZM144 94H145V93H144ZM172 94H175V93H172ZM176 94H177V93H176ZM176 94H175V96H176ZM190 94H191V93L189 92V95H190ZM199 94L201 95V93H198V92H197V95H198L197 98H199ZM203 94H204V93H203ZM258 94H259V93H258ZM71 95H72V94H71ZM76 95H78V94H76ZM96 95H97V94H96ZM145 95H146V94H145ZM164 95H165V94H164ZM229 95H230V94H229ZM48 96H50V95H48ZM61 96H62V95H61ZM69 96H70V95H69ZM117 96H118V95H117ZM136 96H137V95H136ZM143 96H144V95H143ZM146 96H147V95H146ZM183 96H184V95H183ZM183 96H182V97H183ZM202 96H203V95H202ZM227 96H228V95H227ZM65 97H66V96H65ZM120 97H121V96H120ZM131 97H132V96H131ZM137 97H138V96H137ZM172 97H173V96H172ZM172 97H171V95H170V98H172ZM180 97H181V96H180ZM180 97L178 98V96H177V97H174V98H177V99L182 100V99H181L182 97H181V98H180ZM207 97H208V96H207ZM63 98H64V97H63ZM63 98H61V99H63ZM129 98H130V97H129ZM132 98H133V97H132ZM170 98H169V99H170ZM185 98H186V96L184 97V99H185ZM190 98H192V97L190 96ZM58 99H59V98H58ZM66 99H67V98H66ZM68 99H69V98H68ZM136 99H137V98H136ZM136 99H135V100H136ZM177 99H176V100H177ZM194 99H195V98H194ZM200 99H201V97H200ZM200 99H196V100H200ZM205 99H206V98H205ZM208 99H209V98H208ZM225 99H226V98H225ZM127 100H128V99H127ZM139 100H140V99H139ZM142 100H143V97H142ZM170 100H172V99H170ZM173 100H175V99H173ZM196 100H194V101L196 102ZM49 101H50V100H49ZM116 101H118V100L116 99ZM136 101H137V100H136ZM167 101H168V99H167ZM167 101H166V103H167ZM182 101H183V100H182ZM192 101H193V100H192ZM194 101H193V102H194ZM47 102H48V101H47ZM60 102H61V101H60ZM134 102H135V101H134ZM175 102H177V101H175ZM187 102H188L189 104L191 103V102H189V101H187ZM207 102H208V101H207ZM65 103L67 104V102H65ZM68 103H70V102H68ZM87 103H88V102H87ZM116 103H117V102H116ZM128 103H129V102H128ZM130 103H131V101H130ZM136 103H138V102H136ZM142 103H143V102H142ZM168 103H169V102H168ZM168 103H167V104H168ZM223 103H224V101H223ZM61 104H62V103H61ZM63 104H64V103H63ZM63 104H62V105H63ZM177 104H178V103H177ZM191 104H192V103H191ZM202 104H203V103H202ZM208 104H209V103H208ZM208 104H207V105H208ZM213 104H214V103H213ZM62 105H61V106H62ZM132 105H134V103H133ZM135 105H136V104H135ZM135 105H134V107H135ZM164 105H165V103H164ZM203 105H204V104H203ZM50 106H51V105H50ZM89 106H90V105H89ZM146 106H147V105H146ZM167 106H168V105H167ZM170 106H171V104H170ZM172 106H173V104H172ZM174 106H175V105H174ZM180 106H181V105H180ZM180 106H179V107H180ZM183 106H184V105H183ZM188 106L190 107V105H188ZM200 106H201V105H200ZM223 106H224V105H223ZM64 107L67 108L66 105H65ZM64 107H63V109H64ZM87 107H88V106H87ZM125 107H127V105H126ZM138 107H140V105H139ZM138 107H137L136 109L139 110ZM163 107H164V106H163ZM165 107H166V106H165ZM202 107H203V106H202ZM202 107H201V108H202ZM58 108H59V107L57 106V110H63V109H58ZM60 108H62V107H60ZM132 108H133V107H132ZM166 108H167V107H166ZM168 108H169V106H168ZM176 108H177V107H176ZM198 108H199V106H198ZM230 108H231V107H230ZM236 108H238V107H236ZM52 109H54V108H52ZM92 109H93V108H92ZM117 109H118V108H117ZM122 109H123V108H122ZM126 109H127V108H126ZM144 109H145V108H144ZM174 109H175V107H174ZM177 109H178V108H177ZM194 109H195V108H194ZM57 110H56L54 113H56ZM140 110H141V109H140ZM181 110H182V109H180V110H178V111H180V112L182 113ZM186 110H188V107L186 108ZM206 110H207V109H206ZM215 110H216V109H215ZM228 110H229V108H228ZM53 111H54V110H53ZM53 111H52V112H53ZM125 111H126V110H125ZM127 111H128V109H127ZM162 111H163V110H162ZM169 111H170V110H169ZM175 111H176V109H175ZM175 111H174V112H175ZM178 111H177V112H178ZM192 111H193V109H192ZM192 111H191V112H192ZM128 112H129V111H128ZM135 112H136V111H135ZM164 112H165V111H164ZM186 112H188V111H186ZM208 112H209V111H208ZM122 113H123V112H122ZM202 113H204V112H202ZM202 113H201V114H202ZM221 113H222V112H221ZM143 114H144V112H143ZM161 114H162V113H161ZM161 114H159V115H161ZM166 114H167V110H166ZM183 114H184V113H183ZM193 114H194V113H193ZM201 114H198V115L201 116ZM228 114H229V113H228ZM125 115H126V114H125ZM127 115H128V114H127ZM127 115H126L125 117L130 116V115H128V116H127ZM176 115H177V114H176ZM203 115H204V114H202L201 117H203ZM122 116H123V115H122ZM122 116H121V119H122ZM136 116H137V115H136ZM143 116H144V115H143ZM145 116H146V115H145ZM174 116H175V114H174ZM182 116H183V115H182ZM186 116H188V115H186ZM186 116L184 115V119H185ZM190 116H191V115H190ZM208 117H209V115H208ZM211 117H213V116H211ZM216 117H217V116H216ZM227 117H228V116H227ZM92 118H93V117L91 116V119H92ZM142 118H143V117H142ZM149 118H150V117H149ZM159 118H161V117H159ZM162 118H163V117H162ZM179 118H180V117H179ZM196 118H197V117H196ZM204 118H205V116H204ZM219 118H220V117H219ZM123 119H124V117H123ZM140 119H141V117L139 118V120H140ZM167 119H168V118H167ZM167 119H166V120H167ZM169 119H170V118H169ZM181 119H182V118H181ZM191 119H192V118H191ZM191 119H190V120H191ZM201 119H202V118H201ZM230 119H231V118H230ZM94 120H95V119H94ZM124 120H125V119H124ZM124 120H123V121H124ZM133 120H134V119L132 118L131 122L134 123ZM160 120H161V119H160ZM175 120L177 121V119H175ZM196 120H197V119H196ZM205 120H206V119H205ZM222 120H223V119H222ZM113 121H114V120H113ZM126 121H127V120H125V122H126ZM162 121H164V120H162ZM162 121H161V123H162ZM179 121H181V120L179 119ZM182 121H183V120H182ZM192 121H193V120H192ZM203 121H204V120H203ZM216 121H217V120H216ZM142 122H143V121H142ZM177 122H178V121H177ZM190 122H191V121H190ZM200 122H201V120H200ZM200 122H198V124H199ZM232 122H233V121H232ZM27 123H28V122H27ZM133 123H132V124H133ZM151 123H152V122H151ZM151 123H150V121H149V124H150V125H151ZM159 123H160V121H159ZM159 123H158V124H159ZM161 123H160V124H161ZM178 123H179V122H178ZM193 123H194V121H193ZM201 123H202V122H201ZM217 123L219 124V121H218ZM28 124H30V123H28ZM123 124H124V122H123ZM132 124H131V125H132ZM141 124H142V123H141ZM144 124H145V123H144ZM158 124H157V125H158ZM179 124H181V123H179ZM179 124H178V125H179ZM35 125H36V124H35ZM121 125H122V123H121ZM131 125H130V126H131ZM162 125H163V124H162ZM167 125H168V124H167ZM203 125H204V124H203ZM216 125H217V124H216ZM118 126H119V124H118ZM138 126H139V124H138ZM141 126H142V125H141ZM141 126H140V127H141ZM158 126H161V125H158ZM184 126H185V125H184ZM186 126H188V125H186ZM186 126L184 127V129L186 128ZM199 126H200V125H199ZM199 126H198V127H199ZM201 126H202V125H201ZM122 127H123V126H122ZM122 127H121V128H122ZM135 127H137L136 124H135ZM161 127L163 128V126H161ZM170 127H171V123H170ZM180 127H181V126H180ZM193 127H194V126L192 125V128H193ZM196 127H197V124H196ZM196 127H195V128H196ZM203 127H204V129H205L206 126H203ZM209 127H210V125H209ZM116 128H117V127H116ZM118 128H119V127H118ZM121 128H120V129H121ZM162 128H161V130H162ZM165 128H166V127H165ZM167 128L169 129V126H168ZM167 128H166V129H167ZM171 128H172V127H171ZM171 128H170V129H171ZM177 128H178V127H177ZM177 128H175V129H177ZM190 128H191V127H189V129H190ZM122 129H123V128H122ZM133 129H134V128H133ZM135 129H136V128H135ZM137 129H138V128H137ZM154 129H155V128H154ZM157 129H158V128H157ZM168 129H167V130H168ZM208 129H209V128H208ZM226 129H227V128H226ZM23 130H24V129H23ZM118 130H119V129H118ZM131 130H132V128H131ZM161 130H160V131H161ZM179 130H180V128H179ZM195 130H196V129H195ZM211 130H212V129H211ZM213 130H214V129H213ZM95 131H96V130H95ZM127 131H128V130H127ZM138 131H139V130H138ZM138 131H137V132H138ZM154 131H155V130H154ZM158 131H159V130H158ZM168 131H169V130H168ZM168 131H167V132H168ZM184 131H186V130H184ZM184 131H183L182 133H184ZM190 131H191V130H190ZM190 131L188 130V132H190ZM131 132H132V131H131ZM135 132H136V130H135ZM140 132H141V131H139V135H140ZM146 132H147V131H146ZM146 132H145V133H146ZM156 132H157V130H156ZM163 132H164V131H163ZM169 132H170V131H169ZM171 132H172V131H171ZM174 132H175V130H174ZM176 132H177V131H176ZM197 132H198V131H197ZM204 132H205V131H204ZM213 132H214V131H213ZM129 133H130V132H129ZM132 133H133V132H132ZM145 133H144V134H145ZM152 133H153V132H151V135L153 136ZM158 133H159V132H158ZM158 133H157V134H158ZM160 133H161V132H160ZM122 134H123V133H122ZM122 134H121V135H122ZM136 134H137V133H136ZM173 134H174V133H173ZM173 134H172V135H173ZM176 134H177V133H176ZM195 134H196V133H195ZM234 134H235V133H234ZM4 135H5V134H4ZM116 135H117V134H116ZM126 135H127V133H126ZM139 135H137V136H139ZM145 135H146V134H145ZM154 135H156V134H154ZM161 135H163V134H161ZM172 135H171V136H172ZM178 135H180V134H178ZM238 135H239V134H238ZM6 136H7V135H5V137H6ZM119 136H120V135H119ZM135 136H136V135H135ZM146 136H148V135H146ZM152 136H151V139H155V137L152 138ZM169 136H170V135H169ZM184 136H185V135H184ZM211 136H212V135H211ZM217 136H218V135H217ZM8 137H9V136H8ZM115 137H116V136H115ZM121 137H122V136H121ZM126 137H127V136H126ZM142 137H143V136H142ZM161 137H162V136H161ZM161 137H160V138H161ZM182 137H183V136H182ZM188 137H189V135H188ZM193 137H194V135H193ZM197 137H198V136H196V138H197ZM200 137H201V136H200ZM205 137H206V136H205ZM134 138H135V137H134ZM143 138H144V137H143ZM143 138H141V139H143ZM164 138L166 139V137H164ZM175 138H176V137H175ZM175 138H174V139H175ZM180 138H181V137L179 136V139H180ZM118 139H119V137H118ZM128 139H129V141H130V137H129ZM132 139H133V138H132ZM168 139H169V138H168ZM197 139H198V138H197ZM197 139H196V140H197ZM200 139H201V138H200ZM218 139H219V138H218ZM218 139H217V140H218ZM6 140H7V139H6ZM113 140H114V139H113ZM121 140H122V139H121ZM121 140H120V142H121ZM133 140H134V139H133ZM133 140H132V141H133ZM139 140H140V139H139ZM155 140H156V139H155ZM171 140L173 141V139H171ZM175 140H178V139H175ZM186 140H187V139H186ZM194 140H195V139H194ZM213 140H214V139H213ZM8 141H9V140H8ZM106 141H107V140H106ZM117 141H118V140H116L115 142H117ZM151 141H152V140H151ZM153 141H154V140H153ZM163 141H164V140H163ZM165 141H166V140H165ZM172 141H171V142H172ZM182 141H183V139H182ZM200 141H201V140H200ZM227 141H228V140H227ZM118 142H119V141H118ZM118 142H117V143H118ZM144 142H145V140H144ZM168 142H169V141H168ZM171 142H170V143H171ZM178 142H179V141H178ZM178 142H177V143H178ZM180 142H181V141H180ZM185 142H186V141H185ZM190 142H191V141H189L188 143L190 144ZM198 142H199V141H198ZM203 142H204V139H203ZM215 142H216V141H215ZM244 142H245V140H244ZM244 142H242V143L244 144ZM4 143H5V142H4ZM127 143H128V141H127ZM135 143H136V142H135ZM137 143H138V142H137ZM141 143H142V141H141ZM150 143H151V142H150ZM154 143H155V141H154ZM163 143H164V142H163ZM163 143H161V144H163ZM177 143H176V144H177ZM182 143H183V142H182ZM188 143H187V144H188ZM194 143H195V142H194ZM194 143H191V144H194ZM201 143H202V142H201ZM201 143H200V144H201ZM209 143H210V142H209ZM212 143H213V142H212ZM8 144H9V143H8ZM39 144H40V143H39ZM42 144H43V143H42ZM42 144H41V145H42ZM112 144H115V145H116V143H112ZM123 144H124V143H123ZM131 144H132V143H131ZM158 144L161 145L160 142H158ZM167 144H169V143H167ZM172 144H173V142H172ZM178 144H179V143H178ZM191 144H190V145H191ZM243 144H242V146H243ZM11 145H12V144H11ZM32 145H33V144H32ZM43 145H44V144H43ZM128 145H129V143H128ZM132 145H133V144H132ZM134 145H135V144H134ZM134 145H133V146H134ZM156 145H157V144H156ZM159 145H158V146H159ZM165 145H166V144H165ZM165 145H164V146H165ZM184 145H185V143H184ZM221 145H222V144H221ZM36 146H37V145H36ZM45 146H46V145H45ZM45 146H43V147H45ZM164 146H163V147H164ZM167 146H168V145H167ZM171 146H172V145H171ZM173 146H174V145H173ZM175 146H177V145H175ZM178 146H179V145H178ZM199 146H200V145H199ZM199 146H198V147H199ZM207 146H208V145H207ZM207 146H206V147H207ZM10 147H11V146H10ZM109 147H110V146H109ZM120 147H121V145H120ZM126 147H127V146H126ZM128 147H129V146H128ZM134 147H135V146H134ZM134 147H133V148H134ZM142 147H143V146H142ZM160 147H161V146H160ZM163 147H162V148H163ZM203 147H205V146H203ZM215 147H216V145H215ZM37 148H38V147H37ZM110 148H111V147H110ZM130 148H131V147H130ZM130 148H129V149H130ZM153 148H154V145H153ZM165 148H166V147H165ZM173 148H174V147H173ZM177 148H178V147H177ZM183 148H184V147H183ZM185 148H186V146H185ZM207 148H208V147H207ZM211 148H212V147H211ZM211 148H210V149H211ZM35 149H36V148H35ZM44 149H45V148H44ZM44 149H43V150H44ZM46 149H47V148H46ZM134 149H135V148H134ZM134 149H132V151H133ZM139 149H141V147H140ZM151 149H152V148H151ZM181 149H182V148H181ZM181 149H180V150H181ZM192 149H193V148H192ZM196 149H197V147H196ZM47 150H48V149H47ZM119 150H120V149H119ZM153 150H155V149H153ZM171 150H172V149H171ZM183 150H184V149H183ZM187 150H188V146H187ZM187 150H186V151H187ZM189 150H190V149H189ZM202 150H203V149H202ZM221 150H223V148H222ZM248 150H249V149H248ZM258 150H259V149H258ZM97 151H98V150H97ZM121 151H122V150H121ZM128 151H129V150H128ZM128 151H127V152H128ZM147 151H148V150H147ZM155 151H156V150H155ZM164 151H166V149H165ZM164 151H163V153H162V151H161L160 153L164 154ZM173 151H174V149H173ZM177 151H178V150H177ZM204 151H205V149H204ZM37 152H38V151H37ZM50 152H51V151H49V153H50ZM166 152H167V151H166ZM166 152H165V153H166ZM171 152H172V151H171ZM189 152H190V151H189ZM197 152H198V151H197ZM202 152H203V151H202ZM205 152H208V151H205ZM223 152H224V151H223ZM99 153H100V152H99ZM124 153H125V152H124ZM124 153L122 152V154H124ZM146 153H147V152H146ZM149 153H150V152H149ZM153 153H154V152H153ZM153 153H152V154H153ZM156 153H157V151H156ZM156 153H155V154H156ZM169 153H170V152H168V154H169ZM172 153H173V152H172ZM172 153H171V154H172ZM175 153H176V152H175ZM182 153H183V152H182ZM182 153L180 152L181 155H182ZM193 153H194V152H191L192 155H193ZM203 153H204V152H203ZM219 153H220V151H219ZM46 154H47V151H46ZM51 154H52V152H51ZM135 154H136V153H135ZM139 154H140V153H139ZM152 154H150V156H152ZM155 154H153V155H155ZM158 154H159V153H158ZM194 154H195V153H194ZM204 154H205V153H204ZM209 154H210V153H209ZM227 154H228V153H227ZM40 155H41V154H40ZM44 155H45V154H44ZM53 155H55V154H53ZM110 155H112V154H110ZM145 155H147V154H145ZM166 155H167V153H166ZM169 155H170V154H169ZM176 155H177V153H176ZM188 155H189V154H187V156H188ZM192 155H191V156H192ZM42 156H43V155H42ZM119 156H120V155H119ZM119 156H117V158H119ZM130 156H131V155H130ZM157 156H158V155H157ZM162 156H163V155H162ZM174 156H175V155H174ZM184 156H185V154L183 155V157L181 156L182 158H180V156H178V157L180 158V161H181V160L184 161V159H185ZM212 156H213V155H212ZM215 156H216V155H215ZM219 156H220V155H219ZM121 157H122V155H121ZM146 157H147V156H146ZM154 157H155V156H154ZM160 157H161V156H160ZM164 157H165V156H164ZM170 157H172V155H171ZM170 157H169V159H170ZM198 157H200V156H198ZM217 157H218V156H217ZM53 158H54V156H53ZM53 158H52L51 160H53ZM55 158H56V157H55ZM55 158H54V159H55ZM141 158H142V157H141ZM148 158H149V156H148ZM156 158H157V157H156ZM162 158H163V157H162ZM220 158H221V157H220ZM11 159H13V158H11ZM11 159H10V161H11ZM120 159H121V158H120ZM129 159H130V158H129ZM137 159H138V158H137ZM164 159H165V158H164ZM164 159H163V160H164ZM166 159L168 160V157H166ZM188 159H189V158H188ZM190 159H191V157H190ZM190 159H189V160H190ZM195 159H196V158H195ZM198 159H199V158H198ZM202 159H204V158H202ZM211 159H212V158H211ZM215 159H216V158H215ZM253 159H254V158H253ZM260 159H261V158H260ZM8 160H9V159H8ZM40 160H41V159H40ZM56 160H57V158H56ZM134 160H135V159H134ZM140 160H141V159H140ZM152 160H153V159H152ZM159 160H160V158H159ZM173 160H174V159H173ZM178 160H179V159H178ZM189 160H188V161H189ZM206 160H207V158H206ZM208 160H209V159H208ZM216 160H217V159H216ZM249 160H250V159H249ZM46 161H48V160H46V159L43 160L44 163H45ZM57 161H58V160H57ZM142 161H143V160H142ZM157 161H158V159H157ZM188 161H187V162H188ZM191 161H192V160H191ZM214 161H215V160H214ZM217 161H219V160H217ZM263 161H264V160H263ZM48 162H49V161H48ZM54 162H55V160H54ZM54 162H53V163H54ZM124 162H125V160H124ZM140 162H141V161H140ZM152 162H153V161H152ZM166 162H167V161H166ZM172 162H174V161H172ZM178 162H179V161H178ZM205 162H206V161H205ZM128 163H129V162H128ZM128 163H127V164H128ZM153 163H154V162H153ZM157 163H158V164H155V165H159V161H158ZM163 163H165V161H164ZM167 163H168V162H167ZM169 163H170V161H169ZM175 163H176V162H175ZM175 163H174V164H175ZM182 163H183V162H182ZM192 163H193V162H192ZM218 163H219V162H218ZM6 164H7V162H6ZM45 164L47 165V163H45ZM51 164H52V163H51ZM149 164H150V162H149ZM161 164H162V162H161ZM170 164H171V163H170ZM183 164H184V163H183ZM193 164H194V163H193ZM198 164H199V163H197L196 165H198ZM214 164H215V163H214ZM222 164H223V163H221V165H222ZM17 165H18V164H17ZM52 165L56 166L57 164L54 163V164H52ZM52 165H51V166H52ZM130 165H131V164H130ZM150 165H151V164H150ZM165 165H166V164H165ZM165 165H163L164 167L161 166V171H164V170H165ZM216 165H217V164H216ZM254 165H255V164L253 163V166H254ZM38 166H39V163H38ZM41 166H42V165H41ZM49 166H50V165H49ZM51 166H50V167H51ZM120 166H121V165H120ZM138 166H139V165H138ZM145 166H146V165H145ZM159 166H160V165H159ZM168 166H169V164H168ZM176 166H177V165H176ZM182 166H183V165H182ZM186 166H189V165H186ZM186 166H185V167H186ZM192 166H193V165H192ZM192 166H191V167H192ZM199 166H200V165H198L197 167H199ZM6 167H7V166H6ZM43 167H45V166L43 165ZM46 167H47V166H46ZM46 167H45V168H46ZM116 167H117V165H116ZM133 167H134V166H133ZM146 167H147V166H146ZM152 167H153V165H152ZM152 167H151V168H152ZM166 167H167V165H166ZM171 167H172V165H171ZM179 167H180V166H179ZM191 167H190V168H191ZM207 167H208V165H207ZM207 167H205V168H207ZM210 167H211V166H210ZM226 167H227V166H226ZM39 168H40V167H39ZM39 168H38V169H39ZM47 168H48V167H47ZM125 168H126V167H125ZM136 168H137V167H136ZM144 168H145V167H144ZM144 168H143V169H144ZM148 168H150V167H148ZM162 168H164V170H163ZM167 168H168V167H167ZM219 168H220V167H219ZM40 169H41V168H40ZM134 169H135V168H134ZM157 169H158V168H157ZM173 169H174V168H173ZM173 169L169 170V172L172 171ZM191 169H193V168H191ZM195 169H196V168H195ZM229 169H230V168H229ZM127 170H128V169H127ZM130 170H132V168H131ZM146 170H147V169H146ZM151 170H152V169H151ZM151 170H150V171H151ZM166 170H167V169H166ZM166 170H165V171H166ZM182 170H184V169H182ZM182 170H180V171H182ZM187 170H188V169H187ZM212 170H213V169H212ZM215 170H216V169H215ZM220 170H221V168H220ZM226 170H227V169H226ZM263 170H264V169H263ZM263 170H262V171H263ZM41 171H42V170H41ZM117 171H118V170H117ZM117 171H116V173H117ZM148 171H149V170H148ZM150 171H149V172H150ZM193 171H194V170H193ZM201 171H202V169H201ZM205 171H206V170H205ZM209 171H210V170L208 169V172H209ZM224 171H225V170H224ZM234 171H235V170H234ZM0 172H1V171H0ZM12 172H13V171H12ZM58 172H59V171H58ZM134 172H135V171H134ZM146 172H147V171H146ZM169 172H168L167 174L164 172L165 174L163 173V174H160V175H159V173H161L160 170H159V173L157 172V175H159V176H158V178H157V176H156V179H157L158 185H159L160 187H163V190H162V193H161V194H163V195H159V196H157V197H156V196H155V197L152 196V197H154V198L157 200V201H155V204L153 203V204H154V205H153L154 207H149V208L146 209V207H145L146 204H144V205H145V206H144L145 208L142 209V210H143V211H142L143 213H141L140 215L138 214V216H137V213H136V216H137V217H136V221H139V224L137 225V228H138V229L135 230L139 235H136V236L140 239V246H141V247L143 246L144 249H145V248H146V249H149L148 251H149L152 255L155 254L154 252H155L156 250H157V251L159 250V247H160L159 245H161L166 239L168 240V237H171L172 235H173V237H175V238H174V242L176 241L178 244L185 246V248L187 247L188 249L196 250L197 248L194 249V246L199 247L197 244H199V242H200V241L197 242V241H198V237H199L198 235H200V234L202 235V233H203V232H202V233L199 232V233H200V234H199L198 231H199L200 229H198V230H197L198 235L195 234V237H194V235H189L190 233H189L188 235H186V234H182V235H180V234H177V235L174 234V232H175L174 229H175V226H177V225L175 224V226H174V223L171 221L170 217H172V214H175L174 212H176V211L174 210L175 208L173 209V206L175 205V204H174V203H175V198H176V197L178 198L179 195H178V194H173V193H172L171 196H168V194L170 195V193H168V191L166 190V187H165V186H166V183H167L168 181H171L170 183H173V186H174V184H177V187L182 186V185H183L182 183H184L183 180L186 179V178H185V176H186L185 174H187V172H185V173H183V174H182V172H181L180 174H179V173L176 174V172H175V174H174V173H173L174 171H172L171 173H169ZM178 172H179V171H178ZM189 172H190V171H189ZM195 172H196V171H195ZM197 172H198V169H197ZM202 172H203V171H202ZM202 172H201V173H202ZM257 172H258V171H257ZM14 173H15V172H14ZM125 173H126V172H125ZM154 173H155V172H154ZM154 173H153V174H154ZM190 173H193V172L191 171ZM209 173H210V172H209ZM223 173H224V172H223ZM112 174H113V173H112ZM133 174H134V173H133ZM147 174H149V173H147ZM150 174H151V172H150ZM150 174H149V175H150ZM153 174H151V175H153ZM195 174H196V173H194L193 175H194V176H197V175H195ZM84 175H85V173H84ZM141 175H142V173H141ZM143 175H144V176L146 175L145 172L143 173ZM149 175H147V176L149 177ZM201 175H203V174H201ZM206 175H207V174H206ZM215 175H216V174H215ZM222 175H223V174H222ZM117 176H118V175H117ZM130 176H132V175H130ZM203 176H205V175H203ZM209 176H210V175H209ZM211 176H212V174H211ZM86 177H87V176H86ZM89 177H90V176H89ZM220 177H222V176H220ZM50 178H51V177H50ZM52 178H53V177H52ZM113 178H114V177H113ZM187 178H188V177H187ZM194 178H195V177H194ZM197 178H199V176H198ZM202 178H203V177H202ZM204 178L206 179V177H204ZM215 178L217 179L216 176H215ZM20 179H21V178H20ZM54 179H55V178H54ZM111 179H112V178H111ZM111 179H110V180H111ZM114 179H116V178H114ZM138 179H139V178H138ZM148 179H149V178H148ZM189 179H190V175H189ZM208 179H209V178H208ZM212 179H213V178H212ZM216 179H215V180H216ZM52 180H53V179H52ZM52 180H51V181H52ZM135 180H136V179H135ZM139 180H141V179H139ZM173 180H174V181H173ZM213 180H214V179H213ZM218 180H219V179H218ZM17 181H18V180H17ZM49 181H50V180H49ZM53 181H55V180H53ZM114 181H115V180H114ZM143 181H144V180H143ZM153 181H154V180H153ZM153 181H151V182L153 183ZM192 181H193V179H192ZM197 181H198V180H197ZM75 182H76V181H75ZM109 182H110V181H109ZM111 182H112V181H111ZM129 182H130V181H129ZM137 182H138V181H137ZM195 182H196V181H195ZM195 182H192V183H194V184L190 183L191 185H194V186H190V189H192L191 192H190L191 195H192V199H191V198H190V199L188 198L190 195L187 196L186 193H185L184 195L187 196L186 198H188L186 204L188 203L189 200H191L192 203H194V204L197 206V205H199V202H201V201H200L199 198H198V194H197L198 191H197V189H196L197 186L195 187V184H196ZM206 182H207V181H206ZM208 182H210V180H208ZM26 183H27V182H26ZM138 183H139V182H138ZM144 183H145V181L143 182V184H144ZM147 183H148V182H147ZM168 183H169V182H168ZM187 183H188V182H187ZM200 183H201V182H200ZM216 183H217V181H216ZM19 184H20V183H19ZM27 184H28V183H27ZM50 184H52V183L50 182ZM129 184H131V183H129ZM134 184H135V182H134ZM143 184H142V185H143ZM153 184H154V183H153ZM190 184H189V185H190ZM198 184H199V183H198ZM201 184H202V183H201ZM214 184H215V182H214ZM229 184H230V183H229ZM229 184H228V185H229ZM78 185H79V184H78ZM81 185H83V184H81ZM127 185H128V184H127ZM136 185H138V184H136ZM140 185H141V184H140ZM144 185H145V184H144ZM149 185H150V184H149ZM170 185H171V184H170ZM215 185H216V184H215ZM26 186H27V185H26ZM26 186H25V187H26ZM52 186H54V185L52 184ZM109 186H110V184H109ZM186 186H188V185H186ZM203 186H205V185H203ZM203 186H202V187H203ZM209 186H210V185H209ZM121 187H122V186H121ZM140 187H141V186H140ZM146 187H147V186H146ZM160 187H159V188H160ZM168 187H169V186H168ZM175 187H176V186L173 187L174 190H172V191L177 190V189H175ZM177 187H176V188H177ZM194 187H195V189H194ZM200 187H201V186H200ZM205 187H206V186H205ZM205 187H204V188H205ZM228 187H229V186H228ZM129 188H130V192H131V187H129ZM171 188H172V187H171ZM180 188H181V187H180ZM186 188H187V187H186ZM215 188H216V186H215ZM27 189H28V188H27ZM48 189H49V188H48ZM50 189H51V188H50ZM50 189H49V190H50ZM127 189H128V187H127ZM127 189H126V190H127ZM182 189H183V188H182ZM182 189H181V191H182ZM187 189H188V188H187ZM190 189H189V190H190ZM193 189H194L195 191H194ZM201 189H202V188H201ZM207 189H208V188H207ZM207 189L205 188V189H203V191H204V190H207ZM212 189H213V188H212ZM221 189H222V188H221ZM233 189H234V188H233ZM112 190H113V189H112ZM120 190H121V189H120ZM126 190H125V191H126ZM145 190H146V189H145ZM158 190H160V189H158ZM165 190H166L167 194H164ZM168 190H169V189H168ZM170 190H171V189H170ZM185 190H186V189H185ZM215 190H217V189H215ZM218 190H220V189H218ZM135 191H136V190H135ZM137 191H138V190H137ZM156 191H157V190H156ZM156 191H155V192H156ZM177 191H178V190H177ZM187 191H188V190H187ZM196 191H197V192H196ZM110 192H112V191H110ZM143 192H144V191H143ZM145 192H146V191H145ZM160 192H161V191H160ZM169 192H170V191H169ZM175 192H176V191H175ZM184 192H185V191H184V189H183V193H184ZM200 192H201V191H200ZM200 192H199V194H200ZM47 193H48V192H47ZM139 193H140V192H139ZM157 193H159V192L157 191ZM176 193H178V192H176ZM205 193H206V192H205ZM213 193H216V191L213 192ZM45 194H46V193H45ZM49 194H50V191H49ZM57 194H58V192H57ZM124 194H125V193H124ZM129 194H130V193H129ZM133 194H134V192H133ZM148 194H149V193H148ZM150 194L153 195L152 193H150ZM188 194H189V193H188ZM219 194H220V193H219ZM119 195H120V194H119ZM131 195H132V194H131ZM142 195H143V194H142ZM151 195H150V196H151ZM156 195H158V194H156ZM172 195H175V198H174V196H172ZM176 195H178V196H176ZM209 195H210V194H209ZM213 195H214V194H213ZM224 195H225V194H224ZM123 196H124V195H123ZM134 196H136V194H135ZM147 196H148V195H147ZM147 196L145 195V198H146ZM167 196H168V197H167ZM185 196H184V197H185ZM200 196H201V195H200ZM206 196H208V195H206ZM221 196H222V194L220 195V197H221ZM226 196H228V195H226ZM232 196H233V195H232ZM51 197H52V196H51ZM58 197L60 198V196H58ZM125 197L127 198V196H125ZM131 197H132V196H131ZM136 197H137V196H136ZM138 197H139V196H138ZM140 197H141V196H140ZM203 197H205V196H203ZM223 197H224V196H223ZM223 197H222V198H223ZM61 198H62V196H61ZM148 198H149V197H148ZM177 198H176V199H177ZM230 198H231V197H230ZM237 198H238V197H237ZM62 199H63V198H62ZM62 199H61V200H62ZM117 199H118V198H117ZM124 199H125V198H124ZM130 199H131V198H130ZM130 199H129V200H130ZM218 199H219V198H218ZM42 200H43V199H42ZM61 200H60V201H61ZM80 200H81V199H80ZM132 200H133V199H132ZM135 200H136V198H135ZM135 200H134V201H135ZM142 200H143V198H142ZM144 200H146V199H144ZM181 200H182V199H181ZM197 200H199V201L197 202ZM62 201H63V200H62ZM126 201H127V200H126ZM130 201H131V200H130ZM137 201H138V200H137ZM140 201H141V200H140ZM205 201H206V200H205ZM37 202H38V201H37ZM117 202H119V200H117ZM128 202H129V201H128ZM142 202H143V201H142ZM142 202H141V203H142ZM147 202H148V201H147ZM147 202H145V203H147ZM219 202H220V201H219ZM42 203H43V202H42ZM47 203H48V202H47ZM59 203H60V202H59ZM65 203H68V202H65ZM82 203H83V202H82ZM85 203H86V202H85ZM125 203H126V202H125ZM136 203H137V202H135V204H136ZM149 203H150V202H149ZM149 203H148V206H149ZM183 203H184V206H183V207H185V208H183L182 211H180V209H181V208H180V209H179L180 212H184V213H186V212L189 211L188 209L192 210L191 208H188V205H189V204H187V206H186L185 201H184ZM183 203H182V204H183ZM192 203H191V204H192ZM224 203H225V202H224ZM68 204H69V203H68ZM88 204H89V203H88ZM121 204H122V203H121ZM128 204H129V203H128ZM133 204H134V203H133ZM151 204H152V202H151ZM202 204H203V203H202ZM213 204H214V203H213ZM221 204H222V203H221ZM69 205H70V204H69ZM81 205H82V204H81ZM116 205H117V204H116ZM142 205H143V204H142ZM192 205H193V204H192ZM203 205H204V204H203ZM205 205H206V204H205ZM205 205H204V206H205ZM226 205H227V204H226ZM41 206H42V204H41ZM121 206H122V205H121ZM135 206H137V205H135ZM196 206H195V208H196ZM242 206H243V205H242ZM50 207H51V206H50ZM66 207H67V204H66ZM69 207H70V206H69ZM116 207H117V206H116ZM119 207H120V206H119ZM125 207H128V209H129V205H128V206H125ZM139 207H140V206H139ZM176 207H177V205H176ZM181 207H182V206H181ZM224 207H225V206H224ZM40 208H41V207H40ZM43 208H44V207H43ZM64 208H65V207H64ZM135 208H137V207H135ZM162 208L166 210L165 212H166V215H167V216H166L165 219H163L162 221L157 222L156 224H153V225H150V224H149V223H151V222H149V223L146 222L147 220H149L148 218H150V216H151V214H150V213H146V211H151V210H156V211H157V210H160V209H162ZM193 208H194V207H193ZM203 208H204V207H203ZM208 208H209V207H208ZM228 208H229V207H228ZM66 209H68V208H66ZM69 209H70V208H69ZM84 209H85V208H84ZM126 209H127V208H126ZM128 209H127V210H128ZM176 209H177V208H176ZM186 209H187V210H186ZM221 209H222V207H221ZM236 209H237V208H236ZM76 210H77V208H76ZM82 210H83V209H82ZM124 210H125V209H124ZM127 210H126V213H127ZM138 210H139V209H138ZM145 210H146V211H145ZM199 210H200V209H199ZM208 210H209V209H208ZM208 210H207V212H208ZM211 210L213 211V209H211V207H210V211H211ZM59 211H60V210H59ZM65 211H66V210H65ZM68 211H69V210H68ZM68 211H67V212H68ZM74 211H75V210H74ZM121 211H122V210H121ZM133 211H134V210H133ZM139 211H141V208H140ZM212 211H211V212H212ZM245 211H246V210H245ZM69 212H71V210H70ZM87 212H88V211H87ZM119 212H120V211H119ZM154 212H155V211H154ZM154 212H153V213H154ZM177 212H178V211H177ZM196 212H198V211H196ZM196 212H195V213H196ZM201 212H203V210H201ZM214 212H215V211H214ZM126 213H125V214H126ZM134 213H135V212H134ZM139 213H140V212H139ZM163 213H164V212H163ZM198 213H199V212H198ZM216 213H218V212H216ZM245 213H246V212H245ZM44 214H45V213H44ZM85 214H87V213H86V210H85ZM130 214H132V212H131V213L129 212V215H130ZM189 214H190V213H189ZM199 214H200V213H199ZM203 214H204V213H203ZM240 214H241V213H240ZM240 214H239V216H240ZM134 215H135V214H134ZM176 215H177V214H176ZM178 215H179V213H178ZM183 215H184V214H183ZM186 215H188V214H186ZM210 215H211V214H210ZM159 216H160V215H159ZM159 216H158V218H159ZM192 216H193V215H192ZM199 216H200V215H199ZM219 216H221V215H219ZM32 217H33V215H32ZM131 217H132V216H131ZM164 217H165V216H164ZM174 217H175V218H174ZM179 217H180V216H179ZM179 217H178V219H179ZM184 217H185V215H184ZM187 217H188V216H187ZM187 217H186V218H187ZM189 217H190V215H189ZM201 217H202V216H201ZM201 217H200V218H201ZM214 217H215V216H214ZM234 217H235V216H234ZM79 218H80V217H79ZM86 218H88V217H86ZM125 218H126V215H125L124 219H125ZM162 218H163V217H162ZM162 218H161V219H162ZM173 218L176 219V216L173 215ZM180 218H181V217H180ZM191 218H192V217H191ZM191 218H189V219H191ZM237 218H239V217H236V220H237ZM132 219H134V218H132ZM155 219H156V217H155ZM161 219H159V220H161ZM181 219L183 220V217H182ZM205 219H206V218H205ZM211 219H212V218H211ZM214 219H215V218H214ZM234 219H235V218H234ZM3 220H4V218H3ZM89 220H90V219H89ZM119 220H120V219H119ZM126 220H128V219H126ZM126 220H124V221L127 222ZM194 220H196L195 225H198V223H197V214H195V219H194ZM86 221H87V220H85V222H86ZM120 221H121V220H120ZM129 221H130V220H129ZM132 221H133V220H132ZM151 221H152V220H151ZM156 221H158V220H156ZM186 221H187V220H186ZM188 221H189V220H188ZM190 221H191V220H190ZM201 221H202V220H201ZM203 221H204V220H203ZM203 221H202V222H203ZM207 221H208V220H207ZM207 221H206V222H207ZM212 221H213V219H212ZM214 221H215V220H214ZM214 221H213V222H214ZM222 221H223V219H222ZM234 221H235V220H234ZM133 222H134V221H133ZM153 222H154V221H153ZM198 222H199V219H198ZM208 222H209V221H208ZM239 222H240V221H239ZM241 222H242V221H241ZM128 223H129V222L125 223V225L128 224ZM131 223H132V222H131ZM131 223H130V224H131ZM186 223H187V222L183 223L184 226H185L184 228H186L187 230H189V228H188V223H187V224H186ZM217 223H218V222H217ZM123 224H124V222H123ZM136 224H137V223H136ZM207 224L209 225V223H207ZM211 224H212V223H211ZM117 225H119V224H117ZM131 225H132V224H131ZM204 225H205V224H204ZM114 226H115V225H114ZM191 226H192V225H191ZM218 226H219V225H218ZM218 226H217V227H218ZM88 227H89V226H88ZM117 227H118V226H117ZM180 227H181V226H180ZM192 227H193V226H192ZM227 227H228V226H227ZM121 228H123V226H122ZM125 228H126V226L124 227V229H125ZM129 228H130V227H129ZM133 228H134V227H133ZM176 228H177V227H176ZM178 228H179V227H178ZM218 228H220V226H219ZM124 229H122V230L120 229V231H118V232H119V234L117 233L118 236H123V235L126 233V230L123 231ZM181 229H182V228H181ZM206 229H207V228H206ZM131 230H132V229H131ZM176 230H177V229H176ZM182 230H183V229H182ZM191 230H192V229H191ZM210 230H211V229H210ZM180 231H181V230H180ZM206 231H207V230H206ZM113 232H114V231H113ZM124 232H125V233H124ZM155 232L157 233V236L159 237V238H157V239H159V241L154 243L155 240L152 241L153 238H152V239H149L150 236H147V237H146L145 235L150 234V233H153V235H155ZM212 232H214V231H212ZM233 232H234V231H233ZM29 233H30V232H29ZM134 233H135V232H134ZM177 233H178V232H177ZM182 233H184V232H182ZM217 233H218V232H217ZM111 234H112V233H111ZM115 234H116V233H115ZM232 234H233V233H232ZM151 235H152V234H151ZM230 235H231V233H230ZM230 235H229V236H230ZM69 236H70V234H69ZM126 236H127V235H126ZM126 236H124V237H126ZM129 236H130V235H129ZM165 236L167 237L166 239H164ZM112 237H114V236H112ZM112 237H111V238H112ZM35 238H36V237H35ZM62 238H63V237H62ZM66 238H67V237H65V239H66ZM218 238H219V236H218ZM70 239H71V238H70ZM70 239H68L67 241H69ZM116 239H117V237H116ZM120 239H121V237H120ZM175 239H176V240H175ZM205 239H206V236H205ZM205 239H204V240H205ZM221 239H223V238H221ZM71 240H72V239H71ZM91 240H92V239H91ZM109 240H110V239H109ZM136 240H137V238H136ZM136 240H135V241H136ZM213 240H214V239H213ZM213 240H212V241H213ZM59 241H60V240H59ZM63 241H64V240H63ZM120 241H121V240H120ZM127 241H128V240H127ZM201 241H202V240H201ZM205 241H206V240H205ZM209 241H210V240H209ZM61 242H62V241H61ZM115 242H116V240H115ZM123 242H124V241H123ZM132 242H133V241H132ZM166 242H167V241H166ZM176 242H175V243H176ZM196 243H197V244H196ZM202 243H203V242H202ZM209 243H210V242H209ZM214 243H215V242H214ZM8 244H9V243H8ZM71 244H72V243H71ZM80 244H81V243H80ZM109 244H110V243H109ZM109 244H108V245H109ZM125 244H126V243H125ZM127 244H128V243H127ZM135 244H139V243H135ZM167 244H168V242H167ZM171 244H172V243H171ZM195 244H196V245H195ZM218 244H219V243H218ZM63 245H64V244H63ZM130 245H131V244H130ZM10 246H11V245H10ZM12 246H13V245H12ZM61 246H62V245H61ZM120 246H121V245H120ZM132 246H133V244H132ZM132 246H131V247H132ZM136 246H137V245H136ZM158 246H159V247H158ZM166 246H167V245H166ZM207 246H209V245H207ZM232 246H233V245H232ZM19 247H20V246H19ZM66 247H67V246H66ZM66 247H65V248H66ZM88 247H90V246H88ZM115 247H116V244H115ZM131 247H130V248H131ZM172 247H173V246H172ZM226 247H227V246H226ZM56 248H57V247H56ZM58 248H59V245H58ZM106 248H107V245H106ZM135 248H136V247H135ZM135 248H134V249H135ZM138 248H140V247H138ZM217 248H218V246H217ZM66 249H68V248H66ZM66 249H65V250H66ZM128 249H129V248H128ZM154 249H155V251H154ZM170 249H171V248H170ZM174 249H175V248H174ZM174 249H172V250H174ZM176 249H177V247H176ZM176 249H175V250H176ZM54 250L56 251L55 248H54ZM111 250H112V249H111ZM129 250H130V249H129ZM162 250H164V249H162ZM168 250H169V249H168ZM180 250H181V249H180ZM193 250H192V253H193ZM202 250H203V249H202ZM207 250H208V248H207ZM211 250H212V246H211ZM211 250H210V251H211ZM114 251H115V250H114ZM134 251H135V250H134ZM140 251H141V250H140ZM140 251H139V252H140ZM148 251H147V252H148ZM208 251H209V250H208ZM210 251H209V252H210ZM41 252H42V251H41ZM123 252H125V251H123ZM126 252H127V251H126ZM139 252H138V254H139ZM145 252H146V251H145ZM158 252H159V251H158ZM161 252H162V251H161ZM163 252H164V251H163ZM163 252H162V253H163ZM202 252H203V251H201V253H202ZM211 252H212V251H211ZM53 253H55V252L53 251ZM109 253H110V252H109ZM114 253H115V252H114ZM121 253H122V251H121ZM136 253H137V252H136ZM168 253H169V252H168ZM178 253H180V252H178ZM185 253H188V252H185ZM189 253H190V252H189ZM55 254H56V253H55ZM55 254H54V256L56 257ZM57 254H58V252H57ZM128 254H129V253H127V255H128ZM130 254H131V252H130ZM199 254H200V252H199ZM199 254H198V255H199ZM202 254H205V253H202ZM210 254H211V253H210ZM59 255H60V253H59ZM118 255H119V254H118ZM122 255H123V254H122ZM143 255H146V254H143ZM159 255H162V254H159ZM169 255H170V254H169ZM174 255H175V256H174ZM174 255H173V256L176 257V254H174ZM179 255H180V254H179ZM208 255H209V254H208ZM129 256H130V255H129ZM165 256H166V255H165ZM180 256H182V255H180ZM185 256H186V255H185ZM191 256H192V255H191ZM199 256H200V255H199ZM224 256H225V255H224ZM63 257H64V255H63ZM116 257H117V256H116ZM151 257H152V256H151ZM162 257H163V255L160 256L159 258H158L157 255H156V258H158V259H161ZM167 257H168V256H167ZM171 257H172V256H171ZM186 257H187V256H186ZM206 257H207V255H206ZM206 257H205V258H206ZM214 257H215V256H214ZM64 258H65V257H64ZM64 258H62V260H63ZM117 258H118V257H117ZM117 258H116V259L113 258V259L117 261ZM143 258H144V257H143ZM194 258H195V257H194ZM221 258H222V257H221ZM223 258H224V257H223ZM38 259H39V258H38ZM53 259H54V258H53ZM118 259H119V258H118ZM121 259H122V257H121ZM145 259H147V258H145ZM148 259H149V257H148ZM148 259H147V260H148ZM167 259H168V258H167ZM172 259L174 260L175 258H172ZM180 259H182V258H180ZM180 259H179V260H180ZM183 259H184V258H183ZM60 260H61V259H60ZM62 260H61V261H62ZM64 260H65V259H64ZM129 260H130V259H129ZM135 260H136V259H135ZM140 260H141V259H140ZM150 260H151V259H150ZM179 260H178V262L181 261V260H180V261H179ZM195 260H196V259H195ZM195 260H194V261H195ZM199 260H201V258H200ZM222 260H223V259H222ZM38 261H39V260H38ZM40 261H41V260H40ZM116 261H115V262H116ZM131 261H132V259H131ZM131 261H130V263H131ZM137 261H138V260H137ZM202 261H205V259L202 260ZM92 262H93V261H92ZM122 262H123V261H122ZM134 262H136V261H134ZM155 262H156V261H155ZM161 262H162V261H161ZM164 262H165V261H164ZM178 262H177V263H178ZM205 262H206V261H205ZM49 263H50V262H49ZM49 263H48V264H49ZM124 263H125V261H124ZM132 263H133V262H132ZM143 263H144V262H143ZM145 263H146V262H145ZM145 263H144V264H145ZM151 263H152V262H149V264H151ZM168 263H169V262H168ZM171 263H173V262H171ZM171 263H170V264H171ZM195 263H196V262H195ZM40 264H41V263H40ZM111 264H113V262H112ZM114 264H116V263H114ZM121 264H122V263H121ZM126 264H128V263H126ZM133 264H134V263H133ZM135 264H136V263H135ZM137 264H138V263H137ZM153 264H156V263H154V261H153ZM157 264H158V263H157ZM186 264H187V263H186ZM207 264H208V263H207ZM212 264H213V262H212Z\"/></svg>",
  "mask_w": 264,
  "mask_h": 264
}]
</instances>
